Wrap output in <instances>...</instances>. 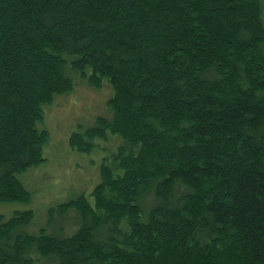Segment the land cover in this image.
<instances>
[{"label": "trees", "instance_id": "obj_1", "mask_svg": "<svg viewBox=\"0 0 264 264\" xmlns=\"http://www.w3.org/2000/svg\"><path fill=\"white\" fill-rule=\"evenodd\" d=\"M263 6L0 0V203L29 200L16 175L43 162L37 123L70 72L113 91L70 145L122 140L89 197L48 209L69 236L0 216V264H264Z\"/></svg>", "mask_w": 264, "mask_h": 264}, {"label": "rangeland", "instance_id": "obj_2", "mask_svg": "<svg viewBox=\"0 0 264 264\" xmlns=\"http://www.w3.org/2000/svg\"><path fill=\"white\" fill-rule=\"evenodd\" d=\"M68 75L73 82L72 90L43 106V119L37 123L39 129L48 132V140L42 150L43 162L16 175L29 192V200L26 203H0V216L4 220L15 212H33L31 223L18 230L22 233L37 234L45 229L58 238L69 236L62 231L69 225L70 217L54 215L50 223L48 209L79 195L89 197L100 182L103 159L122 143L120 137L114 135H109L106 140L95 138L89 153L80 152L70 145L73 133L95 126L98 117L111 116L107 102L113 91L105 80L97 88L75 73ZM70 214L74 217L73 213ZM72 228L68 231L72 232Z\"/></svg>", "mask_w": 264, "mask_h": 264}]
</instances>
